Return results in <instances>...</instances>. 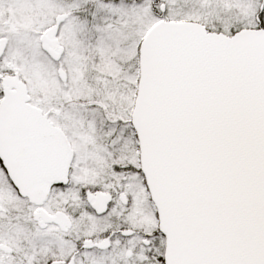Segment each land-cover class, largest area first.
Wrapping results in <instances>:
<instances>
[{
	"label": "snow or ice",
	"instance_id": "6c2138e0",
	"mask_svg": "<svg viewBox=\"0 0 264 264\" xmlns=\"http://www.w3.org/2000/svg\"><path fill=\"white\" fill-rule=\"evenodd\" d=\"M0 264H264V0H0Z\"/></svg>",
	"mask_w": 264,
	"mask_h": 264
}]
</instances>
